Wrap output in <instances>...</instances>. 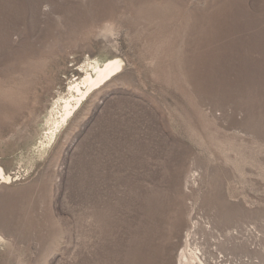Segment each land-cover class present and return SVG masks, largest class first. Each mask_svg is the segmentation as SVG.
I'll return each mask as SVG.
<instances>
[{"label": "rangeland", "instance_id": "1", "mask_svg": "<svg viewBox=\"0 0 264 264\" xmlns=\"http://www.w3.org/2000/svg\"><path fill=\"white\" fill-rule=\"evenodd\" d=\"M114 58L50 143L81 66ZM0 168V264H125L134 214L138 264L190 230L209 264H264V0H0Z\"/></svg>", "mask_w": 264, "mask_h": 264}, {"label": "bare ground", "instance_id": "2", "mask_svg": "<svg viewBox=\"0 0 264 264\" xmlns=\"http://www.w3.org/2000/svg\"><path fill=\"white\" fill-rule=\"evenodd\" d=\"M87 59V58H86ZM82 71H84L85 77L79 82H73V86L70 87V97L61 99L57 104L60 106V111L58 116L53 117L50 125L56 128L51 134L50 143L56 136V132L60 126L67 122L75 110V105L79 104L82 99L86 98L87 95L91 93L95 88L99 87L106 81L115 77L123 69V62L120 59L114 58L107 61H101L99 59L94 60V62H88L81 66ZM83 75V76H84ZM45 148L44 145H42ZM99 164V163H98ZM5 183L10 181V177L4 174V171L0 168V181ZM112 183V182H111ZM103 193V192H102ZM144 195V194H143ZM163 193L159 192H147L144 196L142 204L144 205L142 213L145 217H149V220L157 222L158 225H167L170 230L175 228L176 230L181 229L183 222L181 218H176L172 214L174 205H172V199H166ZM135 196V195H134ZM136 197V196H135ZM133 207V206H132ZM131 207V208H132ZM110 206V210H112ZM136 214L133 215L130 222V252L125 256V264H138L139 258V243L137 230L133 227L134 219ZM144 221L143 232L145 235L149 236L151 232L150 221ZM146 228V229H145ZM207 230L209 227L206 228ZM205 229V230H206ZM233 234V233H232ZM195 234L190 230L186 236V247L180 256V260L177 264H209L220 261L213 257L212 245L207 244L204 240L193 245L192 240L195 238ZM235 237V234H233ZM215 249V248H214ZM131 257V259H130ZM230 260V258H228ZM237 264L238 262L235 261Z\"/></svg>", "mask_w": 264, "mask_h": 264}, {"label": "built area", "instance_id": "3", "mask_svg": "<svg viewBox=\"0 0 264 264\" xmlns=\"http://www.w3.org/2000/svg\"><path fill=\"white\" fill-rule=\"evenodd\" d=\"M252 235H255V236H257V237H260V233H258V232H253L252 233ZM253 250H254V247H253ZM240 264H263V263H261L259 260H257V259H248V258H244V260L242 261H240Z\"/></svg>", "mask_w": 264, "mask_h": 264}]
</instances>
